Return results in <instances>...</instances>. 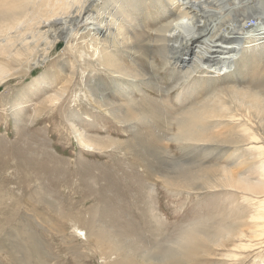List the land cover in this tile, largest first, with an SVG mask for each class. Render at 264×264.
<instances>
[{
  "label": "rangeland",
  "instance_id": "rangeland-1",
  "mask_svg": "<svg viewBox=\"0 0 264 264\" xmlns=\"http://www.w3.org/2000/svg\"><path fill=\"white\" fill-rule=\"evenodd\" d=\"M85 45L60 44L42 67L0 81V264L157 261L170 250L183 252L187 238L195 236L222 237L237 246L222 252L229 255L225 261L212 257L206 264H264V209L258 203L263 197L231 191L221 182L184 190L173 179L177 164L201 162L221 180L222 171L244 160L241 178L256 182L264 177L259 175L264 155L244 146L221 147V155L182 143L174 118L186 115L141 107L166 101L167 107L182 109L176 101L182 86L174 87L178 82L171 83L169 69L158 64L155 74L150 68L161 92L129 88L125 80L98 70L93 47ZM249 65L257 75L247 77L242 92L264 102V57ZM212 81L210 90L222 83ZM97 90L101 100L93 96ZM192 100L201 103L205 97L195 94ZM214 100L223 104L222 116L239 118L264 142V107L242 95ZM109 101L133 109L114 119L98 105ZM240 128L211 130L220 138ZM252 222L259 225L256 236Z\"/></svg>",
  "mask_w": 264,
  "mask_h": 264
},
{
  "label": "bare ground",
  "instance_id": "bare-ground-1",
  "mask_svg": "<svg viewBox=\"0 0 264 264\" xmlns=\"http://www.w3.org/2000/svg\"><path fill=\"white\" fill-rule=\"evenodd\" d=\"M145 15L149 16V21H144ZM251 25L255 29L248 30ZM60 44L74 48L80 44L93 47L94 54L92 51L90 54H93L98 70H102L109 79L125 80L129 88L144 85L151 91L161 92L162 86L152 73L157 74L156 65H165L169 69L171 83L178 82L174 87L182 86L176 101L183 107L175 111L163 101L152 104L154 106L150 108L152 105L141 104L143 110L186 115V118H174L178 122V138L182 143H191L203 150L213 149L220 154L221 147L239 149V146H244L264 155V142L250 133V126L240 125V119L235 116H222L224 106L214 100L242 95L264 107L263 100L257 95L242 92L245 82L251 80L247 77L253 76L252 73L257 75L256 69L249 64L264 57V0H0V81L12 79L25 68L29 72L42 67L47 56ZM212 80L222 83L210 90L207 84ZM94 92L93 96L101 100L103 92ZM195 94L204 96L205 100L201 103H195L194 99L190 101ZM122 96L125 98L126 95L122 93ZM98 105L114 119L133 109L115 101L99 102ZM230 125L241 128L224 133L220 138L211 130H221ZM243 161L222 171L223 175L219 174L221 180H216L213 169L201 162L196 165L177 164L173 178L175 187L186 190L195 186L201 189L207 183L221 182L225 188L235 192L244 195L254 193L255 198L260 195L263 198L258 199V203L263 210L264 177H257L256 182L242 179L239 171L247 165ZM261 162L262 173L259 175H264V161ZM249 224L253 229L259 226L254 222ZM252 233L256 236L258 231L254 229ZM221 239L195 236L189 241L188 237L183 252L174 249L157 261L136 262L132 259L128 264H206L203 260L212 257L223 260L229 255L222 252L237 246L227 245ZM214 250L220 253L214 254Z\"/></svg>",
  "mask_w": 264,
  "mask_h": 264
}]
</instances>
